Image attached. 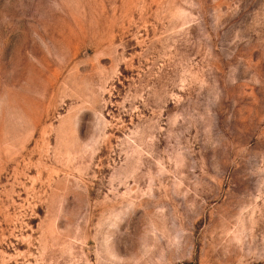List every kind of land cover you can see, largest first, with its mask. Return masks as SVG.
Masks as SVG:
<instances>
[{
  "label": "rangeland",
  "instance_id": "374dc122",
  "mask_svg": "<svg viewBox=\"0 0 264 264\" xmlns=\"http://www.w3.org/2000/svg\"><path fill=\"white\" fill-rule=\"evenodd\" d=\"M0 264H264V0H0Z\"/></svg>",
  "mask_w": 264,
  "mask_h": 264
}]
</instances>
